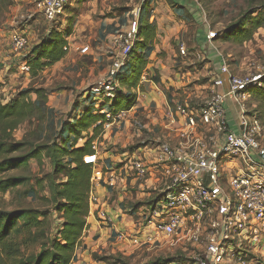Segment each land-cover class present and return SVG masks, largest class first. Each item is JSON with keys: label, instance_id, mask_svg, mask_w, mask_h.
Listing matches in <instances>:
<instances>
[{"label": "rangeland", "instance_id": "obj_1", "mask_svg": "<svg viewBox=\"0 0 264 264\" xmlns=\"http://www.w3.org/2000/svg\"><path fill=\"white\" fill-rule=\"evenodd\" d=\"M33 1L0 0V103L17 101L22 93L25 95V92L31 91L25 97L40 108L36 115L12 132L9 140L3 142L5 147H20L16 151L0 155V182L11 178L22 179L23 182L5 193L0 191V214L25 210L34 213L40 220L44 218L47 221L46 240L55 239L63 223L60 214L56 212L49 186L53 181L60 184L65 181L63 176L54 174L48 153L53 148L64 147L71 150V145H74L73 130L85 109L103 115V123L108 127L103 130L102 124V129L93 139L92 146L93 149L96 148L98 166L108 161L112 168L122 169L129 158L125 153L143 146L147 150L136 151L138 157L144 158L148 151L154 155L157 153V136L163 133L160 113L169 102L171 90L168 91L170 95L163 92L158 99L153 100L149 96V91L158 87L151 81L152 77L158 76L155 70L152 73L145 71L149 75L146 76L148 83L154 86L149 88L145 84V88L140 87L139 100H132L131 108L138 107L134 115H129V110H122L125 114L114 115L115 112L110 109L111 100L105 95L106 90L101 88L98 92L94 91L99 85L107 83L109 69L120 55L118 43H122L134 22L137 27L146 20L155 27V42L143 51L148 62L150 57L155 62L164 58L167 51L178 54L181 43L185 44L191 55L187 60H193V55L205 53L203 61L198 60L193 65L188 63V66L179 64L190 67L189 71L191 74L195 73L197 78L193 80L194 84L184 88L186 94L173 92L171 97L174 102L169 104L171 107L186 103L191 108L201 105L222 59L231 75L251 81L260 77L261 83L264 80V28L255 30L251 40L242 44L227 39L228 34L225 39H221L226 29H249L255 17L259 15L260 19H264V0H75L54 24L48 23L36 13ZM252 12L255 13L247 15ZM67 29L71 31L67 39L69 50L65 57L34 76L25 72V59L31 49L50 31L65 32ZM12 32H19L28 40L27 47L20 53L11 49ZM203 32L216 33L219 39L215 38L211 44L200 48L197 43L203 38L200 37ZM83 47H88L86 54L80 52ZM136 53L140 54L138 50ZM210 54L215 55L212 61H208ZM207 84L206 89L197 91L193 88V85ZM254 87L258 86H249L242 103L248 116L255 115L259 120L263 129L261 139L264 146V102L259 95L254 96L251 93ZM116 90L122 93L119 98H126L124 88L120 90L118 87ZM135 90L129 94H138ZM35 91H39V95ZM117 111L119 110L116 109ZM106 115L112 118L110 123L106 121ZM81 137L75 148L84 144L87 133H83ZM106 152L113 156L105 155ZM31 153L35 156L26 163L16 162L12 165L8 162ZM64 161L67 163V160ZM149 189L147 188L148 192ZM31 191L35 195L27 196ZM152 199L154 195L150 194L147 202L150 203ZM147 202L141 205L137 204L140 202L129 203V213L124 214L127 226L123 221L124 228L119 231L126 239L116 241L117 245V235L114 239L104 237V242L99 243H94L97 238L93 237V243L85 245L84 241L88 236L87 218L90 215L88 211L86 229L76 250L84 242V250L86 254H91L90 260L93 264H169L184 261L185 255L183 259H178L179 251H168L174 247L166 246L161 251L153 250L148 253L144 247L136 248L128 243V239L139 226L137 219H130V215L137 211L135 207L146 206ZM138 214L142 215L140 209ZM21 223L20 219L18 225ZM109 228L111 225L107 227L108 231ZM17 238L26 236L21 234ZM34 249L32 245L24 246L21 251L31 255ZM254 251L255 260L248 264H264V245L254 248ZM73 259L74 255L70 264Z\"/></svg>", "mask_w": 264, "mask_h": 264}, {"label": "built area", "instance_id": "obj_2", "mask_svg": "<svg viewBox=\"0 0 264 264\" xmlns=\"http://www.w3.org/2000/svg\"><path fill=\"white\" fill-rule=\"evenodd\" d=\"M74 1L34 0L33 4L37 14L54 24ZM135 35L134 22L122 43H118L120 55L109 69L107 83L94 89L98 92L104 88L106 98L110 100L117 96L119 84L115 75L124 66ZM216 37V33L207 32L208 44ZM27 45L25 35L11 33L10 46L14 52L20 53ZM68 50L67 44L64 51ZM178 50L181 57H188V49L183 43ZM80 52L86 54L88 47H83ZM23 68L29 73L26 65ZM146 76L144 72L135 90L138 93L135 94L136 101L142 83L148 82ZM259 79L251 81L233 76L224 60H220L217 74L201 105L191 108L188 103L176 104L167 111L166 129L177 135L178 142L155 143L157 153L150 163L136 153L139 149L147 150L146 146L127 153L126 176L142 184L149 183L148 197L154 195L150 203L136 207L137 211L130 215V219L136 218L139 223L128 239L130 245L144 247L148 253L169 246L174 248L167 247L168 251H179L178 259L186 256L184 261L169 264H248L255 260L254 248L264 245L263 129L255 115L248 116L242 99L248 94L249 86L261 85ZM225 81L228 91L222 95L217 90ZM227 98L238 103L239 132L230 127L224 108ZM122 114L125 112L114 113L116 116ZM106 118L110 123V115ZM105 129L108 127L103 123ZM83 163L93 168L89 212L92 214L96 207L102 221L112 224L111 218L101 212L95 194V182L102 176L97 169L96 154L85 156ZM139 209L142 215L138 214ZM116 239L121 241L126 237L118 233Z\"/></svg>", "mask_w": 264, "mask_h": 264}, {"label": "trees", "instance_id": "obj_3", "mask_svg": "<svg viewBox=\"0 0 264 264\" xmlns=\"http://www.w3.org/2000/svg\"><path fill=\"white\" fill-rule=\"evenodd\" d=\"M254 13H247V15L250 16ZM261 28H264V19H260L258 15L249 29H226L221 39H225L226 34H228L227 39L242 44L250 41L254 31ZM70 31L71 29H67L65 32L50 31L38 45L31 49L25 59V65L29 68L31 75L38 74L44 68L59 62L65 57L64 48L68 44L67 39ZM155 39V27L146 20L136 27L135 40L131 51L124 66L115 75L120 90L121 88L126 90L124 96L126 98H119V94L122 95V93L118 90L117 96L111 100L110 109L112 112H116V109L126 111L132 107V100L135 96L129 93L139 87L141 77L149 63L143 56V51L152 46ZM137 50L140 54L136 53ZM151 81L155 84L160 82L158 76L152 77ZM30 92H25V95ZM34 93L39 95V91ZM251 93L254 96L259 95V98L264 102V80L259 87H254ZM25 95L22 93L17 101L8 104L0 103V155H6L19 149V145L5 147L3 142L10 139L12 132L20 124L40 111L39 106L28 100ZM80 118L77 121V127L73 130L74 145H71V150L64 147L53 148V151L51 150L48 153V157L52 160L54 174L65 178L63 183L53 181L49 186L56 212L60 214L63 221L61 230L57 232L58 236L55 239L46 240L47 221L42 217V220H40L31 211L21 210L0 214V264H70L86 229V218L89 211L88 194L91 187L93 168L91 165L84 164L83 158L95 154L92 146L93 139L102 129L104 121L103 115L96 114L94 111L91 112L88 108L85 109ZM90 130L91 133H89ZM83 133H87L86 141L81 147L75 148ZM33 156H35L34 153H31L24 158L8 162L12 165L16 162L26 163V161L34 158ZM63 160H67V163ZM22 182V179L17 178L1 181L0 191L5 193ZM34 195L33 191L27 194L29 197ZM20 219L22 223L18 225ZM21 234H24L26 238H17ZM31 245L35 248L31 255H26L21 251L22 247Z\"/></svg>", "mask_w": 264, "mask_h": 264}, {"label": "crops", "instance_id": "obj_4", "mask_svg": "<svg viewBox=\"0 0 264 264\" xmlns=\"http://www.w3.org/2000/svg\"><path fill=\"white\" fill-rule=\"evenodd\" d=\"M205 35H206L205 32L200 33V37H203L201 41H198L197 43L200 46V48H204V45L206 46L209 45ZM197 36L200 39L199 35ZM203 55H205V53L204 54L199 53L196 54L195 56L193 55V60H187V58L191 57L190 54H188V57L184 58L179 55V52L178 54L177 53L174 54L172 51L171 52L167 51L166 56H164V58H159L156 62L155 60L153 61L150 57L148 59L149 63L146 67V71L147 73L148 72L152 73L153 70H155L158 74L160 82L157 84L158 87L156 88L153 87L155 88V90L151 89L149 91L150 94L149 96H151L154 100V99H158L159 95H162L163 92H166L167 95L170 94L172 95L174 91L175 92L179 91L182 92L181 94H186L184 88L188 87L190 84H194L193 80L197 77L195 73L191 74V72L189 71L190 67H182L179 64L181 63V65L183 66H188V63L193 65L197 63L198 60L203 61L204 60ZM214 59H215V55L210 54L208 61H212ZM222 78L224 80L227 79L226 77H222ZM145 84H148L149 88L151 85H153L151 83L144 82L142 83L143 88H145L146 86ZM207 86L208 84L201 86L193 85V88L199 91L200 89H206ZM168 91L170 92V94ZM217 91L222 95L227 93L228 91L227 82L225 81L224 86L219 88ZM171 95H170L171 100L169 99L167 106L164 107L160 113L161 126H163L162 127L163 133H160L157 136L158 141L156 143L161 142L163 144H174L178 142L177 135L172 132H169L168 129H166V124H168L167 111L169 110V108L173 107V105L172 107L170 105L174 102L172 100L173 97H171ZM149 96L146 95V97ZM136 108L138 107L130 108L128 114L134 115L136 113ZM224 108L228 115L230 127L234 131L239 132L237 126V123L239 122L238 103L233 99L227 98L225 100ZM127 153L128 152H126L125 154L127 155ZM105 155L111 157L113 156L112 153L110 152H106ZM153 156L154 154L150 151L147 152V155L144 154V158H146V161L148 163L153 161ZM109 165L110 163L107 161L103 165L97 167V169H99V172L102 173V176L100 180H97L95 182L96 183L95 194L100 201L101 212H105V214L111 218L112 224L104 223L102 219L99 217V214L96 213L97 211L95 210L96 211L95 212L93 210V213L90 214L89 217L87 218L86 234L88 236H86V239L84 241L86 242L85 245L87 244L86 246H89L90 242L93 243L94 241L92 239L93 237L97 238V240L94 241V243L104 242L105 239H102L104 237L114 239V237L118 235L119 231H122V229L124 228L123 225L125 223L123 221L126 222V220L124 219V214L126 212H129V209L127 208L129 203L140 202L137 204L141 205V203L147 202L149 198L147 191V187L149 183H147V185L142 184L139 181L133 180L131 176L127 177L124 171V169H126L125 166L122 168L123 170H119L117 168H112V166ZM109 225H111V228H109L110 231H108L107 229ZM126 226H127V222H126ZM116 241L117 239L115 240V243L117 245L118 241L117 242ZM84 242L81 244V247L76 250L72 264H86L88 262H89L88 264H93L92 261L90 260L91 254L89 253L86 254V250H84V247H86L85 245L83 246Z\"/></svg>", "mask_w": 264, "mask_h": 264}]
</instances>
